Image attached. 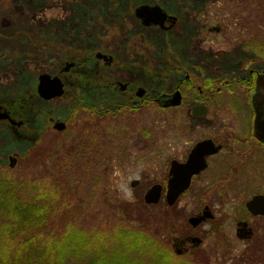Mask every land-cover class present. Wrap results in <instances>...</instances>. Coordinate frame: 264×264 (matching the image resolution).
<instances>
[{"label": "rangeland", "instance_id": "rangeland-1", "mask_svg": "<svg viewBox=\"0 0 264 264\" xmlns=\"http://www.w3.org/2000/svg\"><path fill=\"white\" fill-rule=\"evenodd\" d=\"M213 1L0 0V105H16L18 108L13 110L12 107V112L18 120H14L24 123L22 129V125H10L0 120V175L17 182L24 181L23 196L48 194L59 202L62 210L67 203L79 207L80 213L86 214L79 216L75 209L70 216H75L74 224L85 231L108 228L110 224L105 218L109 215L122 219L124 226L144 228L153 235L165 256L155 255L154 260H168L166 264H264V220L260 223L257 219L252 220L244 209L252 196L264 193V179L256 183L258 169L245 167L243 172L246 171V177L252 176V181H243L237 191L228 192V197L225 193L220 198L211 195L215 185L212 182L213 171L214 174L209 173L196 182L197 193L191 191L171 209L167 208L164 198L149 208L144 204L143 197L152 185L160 184L165 188L168 161L180 158L182 155L178 153L186 148L184 142L191 139L187 133H172V130L181 129L183 120L170 117L172 113H185L187 99L176 110L162 111L151 105L138 113L124 109L115 118L102 119L98 130L91 126L93 117L89 120L83 112L72 122L68 120L71 109L77 104H88L99 112L109 107L117 108L120 104L119 96L107 87L87 89L72 76L80 75L91 80L102 75L101 79H106V70L101 69L102 65L94 58L96 53L113 56V66H139L137 56L129 54L140 50L133 49L142 36L133 38L139 28L132 13L140 4H155L177 11L185 6V2H190L189 9H184L188 15L183 16L182 23L187 19L191 30L192 23L196 25L198 12L203 10L202 5H206L205 16L209 21L220 24L224 32L221 35L209 34L205 44H201L204 36L193 37L189 29L191 50L200 48L201 51L195 53L193 63H197L199 57L210 66L212 53L217 50L229 52L246 42L249 25L259 28L256 31L264 45V0H219V5H212ZM249 7L250 13L247 11ZM130 31L133 33L128 37L132 38L126 43ZM142 32H145L142 43L146 40L149 49L163 55L171 37L157 29ZM240 57L237 52L222 64H229L226 69L232 70L240 64ZM157 60L160 72L165 59L159 56ZM62 62L76 65L71 77L64 78V94L60 98L43 101L37 93L38 77L40 74L55 76ZM171 84L172 81L167 85L171 87L174 83ZM167 88L163 87L161 91L167 93L170 89ZM151 91L154 96L156 89L152 87ZM246 112L243 116L244 111L234 115L228 108L220 110L219 122L225 128L219 123H214L213 128L222 130L223 134L232 128L250 131L251 120ZM51 120L64 123L65 131L56 132ZM227 121L231 128L226 127ZM202 133L203 130L195 129L188 135ZM40 135L42 140L38 147L34 142ZM32 148V155L27 156ZM10 157L16 158L13 168L9 167ZM126 205L131 207L124 208ZM205 205L220 214V219L226 215L221 227L225 237L220 236L218 241L209 238L201 248L191 243L175 246L190 229L187 219L201 212ZM142 215L149 218L150 226L139 223L138 218ZM240 220L253 227V238H236L235 224ZM60 228L63 229V225H59L62 231ZM204 229L208 230V227ZM114 237V234L109 236L110 240ZM177 249L181 250V255L175 253ZM121 252L119 248L110 249L107 260H117L116 264H123L124 259L135 260L136 264L150 260V256L131 253L124 257Z\"/></svg>", "mask_w": 264, "mask_h": 264}, {"label": "flooded vegetation", "instance_id": "flooded-vegetation-1", "mask_svg": "<svg viewBox=\"0 0 264 264\" xmlns=\"http://www.w3.org/2000/svg\"><path fill=\"white\" fill-rule=\"evenodd\" d=\"M189 4L190 2H185V6L183 5L182 8L177 11L171 9L167 10L159 6L167 15V20L163 26H145L142 24L141 19L135 14V10L138 7L142 5L154 6L155 4H140L139 6L134 7V10L132 11L133 18L139 28V31L133 34V38L135 39L136 37L145 36V32H142L143 30L152 31L157 29L163 34H168V36L171 37V40H169L163 55H159L157 51L149 49L147 47L149 46V43H147L146 40L143 42L145 43L144 46L142 43V37H140V41L135 43L133 48H139L140 50H134L133 53L129 54L137 56L136 62L138 63L139 61L138 67H136V65L129 66L125 64L113 66L114 59L110 54L96 53L94 56L98 63L102 65L101 69L106 70L107 79L110 80L106 81L109 84L108 89H110L113 93L115 92L114 94L119 96L120 104L117 108L121 107V111H124V109L129 110V108L133 110L136 107L148 108L150 105L156 106L162 111L176 110L181 107L185 99L188 100L185 113H172L170 115V117L175 119L177 117L181 118L184 123L183 124L181 122V129L172 130V133H187V136L191 137V139L184 142V146L186 148L184 151L182 150L178 153L182 155L180 158H172L168 161L165 188L162 186L161 199L164 198L165 200L166 185L171 178L169 172L173 162L185 164L188 161L192 149L197 143L202 141H211L215 148L219 147L216 153H211L204 157L206 165L205 169L199 174L192 176L188 189L179 196L177 202L173 206L169 207V209L176 206L179 200L188 196L191 191L194 194L197 193V190L199 189H196V182L203 180L204 176L209 173L212 174L213 171L215 176L212 178V182L215 185L212 187L213 189L211 188L213 191L211 192V195H215L219 198L222 197V194L224 193L228 197V192L231 190L237 191V188L239 187L238 185H242L243 181H252V176L246 177V171L243 172L245 167L258 169V178L256 183L264 179V142L255 137L253 130V122L255 118L253 99L258 92L259 86L257 83L259 81H264V45H260L259 43L260 40L261 43L263 41L258 37V31L253 32L254 27L252 26L250 30L246 32L248 40H246V42H242L238 47H233L231 51L227 52L224 50H217L215 53H212V49L209 48V51L212 53L210 66L204 63L205 59L199 57L196 59L197 63H193L195 53H201V51L199 50L200 48H197L198 50L195 49L194 51L191 50L193 45L188 44V33L190 29L189 22L186 19L185 22L182 23L183 16L188 15V12H185L184 9H189ZM219 4V0H214L212 3V5ZM202 8L203 10L198 12L196 25L192 23L191 28H193V30H190L193 37L204 36L201 40V44H205L206 38L209 34L212 33L221 35L224 32V28L216 22L209 21V19L205 16V4L202 5ZM250 9V7L247 9L249 13ZM169 18H174V20H169ZM131 33L133 32H128L127 38L125 39L126 43H129V39L132 38L130 36L128 37ZM240 34H243V31H241ZM190 40L191 39L189 38V41ZM210 44H212V42H210ZM124 50L127 52V49ZM255 50H257V52H261L263 55H259L255 52ZM237 52L241 55L239 59L240 64L232 70H227L226 68L230 67L229 64L223 65L222 62L224 63L227 58L236 55ZM97 54L106 56L107 60L97 58ZM159 56L165 59V66L164 68H161L160 72L157 69V59ZM144 61L147 63L146 65L143 64ZM162 62L159 61V63ZM67 64H69V62H63L60 65L58 72L55 74V76H58L61 79L62 83L64 82V78H67L68 76L71 77V73L75 67V64L72 63L73 66L69 67L68 70L65 71ZM167 69H169L172 73L169 74L166 72ZM212 69L214 70L211 71ZM128 76L131 77L128 78ZM170 81H172V84L174 83L173 85L171 84V87L170 85H167ZM148 84L152 85V87L156 89V91H154V96L151 95L152 91L148 88ZM158 84L160 88L157 87ZM64 86L65 85L63 83V88ZM166 86L170 88L166 91L167 93L161 91L162 88ZM86 88L90 89L89 87ZM140 90H142V92H140ZM175 92L180 93V105L176 107L171 106L162 108L159 105L158 100L162 96H172ZM139 94H141V96H139ZM225 108H228L230 114L234 115L244 111L243 116H245L247 110L249 119L251 120L250 131L246 132L243 131V129H238L236 131V129L233 130L232 128L228 130L227 133L223 134L222 130H216V127L213 128L214 123H219V126L222 127L219 122L221 119L219 113L220 110H224ZM110 110L112 112L115 111V107L106 108L103 112ZM2 111H4L3 108L1 109V112ZM55 122L56 121L51 120L52 125H54ZM225 125L226 127L231 128L229 121H227ZM206 127H211V131H208L209 128ZM195 129H201V131L203 130V133L197 134V136L188 135V133L194 132ZM204 131L209 133L205 134ZM245 132L246 134L243 135ZM204 191L209 193L208 189H204ZM257 195H264V193L255 194L251 197V199ZM244 209L246 211L245 214H248L252 220L257 219L259 223L260 220H264V216H254L249 213L246 210L245 205ZM204 213L207 215H204ZM223 215L224 218L220 219V214L214 213L209 206L205 205L201 212L192 216L203 217L204 219L199 223V225L193 227L189 223V219L192 217L188 218L187 223L190 225V229L184 233V236L180 235V242L175 244V246H182L185 243H191L192 246H199V248H201L204 246V241L209 238L214 240L217 239L218 241L220 236L225 237L223 235L224 231L221 229L224 225L223 220L226 217L225 214ZM227 216L229 215L227 214ZM204 227H208V230H205ZM235 229V236L240 240H249L255 235L253 227L247 221H237ZM196 234H198V237H196ZM178 235L179 234L176 233V236ZM175 253L177 255L182 254L180 249H177Z\"/></svg>", "mask_w": 264, "mask_h": 264}, {"label": "trees", "instance_id": "trees-1", "mask_svg": "<svg viewBox=\"0 0 264 264\" xmlns=\"http://www.w3.org/2000/svg\"><path fill=\"white\" fill-rule=\"evenodd\" d=\"M252 26H247V29L250 30ZM256 29L259 28H255L253 32ZM257 33L259 37L260 33ZM261 36H263L262 33ZM259 43L262 44L261 40ZM255 52L263 55L257 50ZM143 64L146 65L147 63L144 61ZM166 72L172 73L169 69ZM72 77L85 88L109 87L108 82H106L110 81L107 79V73H105L106 79H103L105 82L101 79L103 78L102 75L91 80L80 75ZM157 87L160 88L159 84ZM148 88L151 89L152 85L148 84ZM7 104L2 106L11 118L17 119L12 111L18 107H15L14 104ZM143 109L136 107L133 110L129 108V111L138 113ZM120 111L121 107L115 108L113 112L111 110L99 112L88 104H77L71 109L68 120L72 122V119L83 112L88 116V119L93 117L91 126L98 130L102 124V119L105 117L115 118ZM20 122L22 123L20 127L23 129L24 123ZM86 126L89 127L87 119ZM24 130L27 132L26 129ZM93 134L100 135L101 133L93 132ZM41 140L42 136L40 135L35 140L34 145L39 147ZM32 150L33 148L29 149L27 156L32 155ZM23 184L24 181L22 180L17 182L0 175V264H116L117 260H107V253L110 249L117 248L122 251L124 257L130 253L141 257L150 256V260H142V264H166L168 262V260H154L155 255L160 257L164 253L159 248L160 245L155 243L152 238L153 235L148 234L144 228L124 226L122 219H118V221L113 215H109L105 218L107 224H110L108 228L101 231L96 229L85 231L74 224L76 223L75 216H70L75 209L77 215H85L86 213H80L79 207L76 208V206L67 203L62 210L63 207L59 205V202H55L48 194L35 195V193L31 196H23L21 193ZM125 207L130 208L131 205ZM149 207L146 205V208ZM129 213L130 216H133L132 212ZM138 221L147 227L151 223L149 218L147 219L144 215L140 216ZM59 225H63V229L60 228L62 231L59 230ZM112 234L115 235L114 240L109 238ZM122 261L123 264H134V262L136 264L135 260L124 259ZM186 264H190V262Z\"/></svg>", "mask_w": 264, "mask_h": 264}, {"label": "water", "instance_id": "water-1", "mask_svg": "<svg viewBox=\"0 0 264 264\" xmlns=\"http://www.w3.org/2000/svg\"><path fill=\"white\" fill-rule=\"evenodd\" d=\"M135 14L141 19L142 24L145 26H163L167 20V15L163 10L157 6L142 5L135 10ZM174 18H169V20ZM97 58H103L107 60V57L102 54H97ZM73 66L72 63L67 64L65 71L69 67ZM259 86L258 92L253 99V108L255 112V118L253 122V130L255 137L264 142V81L257 83ZM142 92V90H140ZM37 93L39 97L44 101H50L60 98L64 94L63 83L57 76H51L49 74H40L38 77ZM141 96V94H139ZM159 105L162 108L176 107L181 103V96L179 92H175L172 96H162L158 100ZM0 120H6L11 125L20 126V122L13 121L9 114L5 111L1 112L0 106ZM53 129L57 132H61L65 129V125L60 122L54 123ZM219 147H214L211 141H202L197 143L192 149L188 161L185 164H179L173 162L170 168L169 175L171 178L166 185L165 202L167 206H173L180 195H182L189 187L191 178L193 175L199 174L206 167L204 157L211 153H216ZM16 162L15 157L9 158V167L13 168ZM133 185V184H132ZM162 186L155 184L150 187L143 197V201L148 206L157 205L161 200ZM246 209L254 216H264V195H258L253 197L246 203ZM204 215H207L204 213ZM203 217H192L189 219V223L195 227L203 220Z\"/></svg>", "mask_w": 264, "mask_h": 264}]
</instances>
